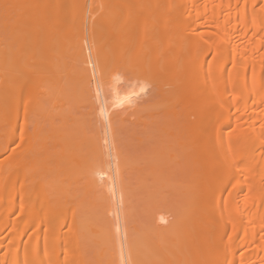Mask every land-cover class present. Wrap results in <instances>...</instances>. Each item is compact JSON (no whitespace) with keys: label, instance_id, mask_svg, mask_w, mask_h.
<instances>
[{"label":"bare ground","instance_id":"6f19581e","mask_svg":"<svg viewBox=\"0 0 264 264\" xmlns=\"http://www.w3.org/2000/svg\"><path fill=\"white\" fill-rule=\"evenodd\" d=\"M123 72L131 87L146 80L177 123L189 195L156 242L136 241L123 262L98 264H264V0H0V120L9 117L0 264H86L87 235L109 241L62 192L70 168L52 148L75 160L80 178L93 156L94 182L114 169L106 184H124V171L136 167L84 127L58 131L51 147L31 114L47 117L40 99L49 87L80 98L122 93L112 78Z\"/></svg>","mask_w":264,"mask_h":264},{"label":"rangeland","instance_id":"374dc122","mask_svg":"<svg viewBox=\"0 0 264 264\" xmlns=\"http://www.w3.org/2000/svg\"><path fill=\"white\" fill-rule=\"evenodd\" d=\"M85 32V39L88 42L87 28ZM126 73L128 72L114 77L115 74L112 78L114 82H120L119 85H115L122 86L120 87L122 93L118 94L113 92H107L102 96L84 94L80 98L70 89L62 92L49 87L46 95L40 99L46 108L47 117L43 118L37 112L31 114V120L38 121L49 136L51 147L56 143L53 137L58 131L77 133L79 128L84 127L86 133L100 138L103 143L119 152L122 160H127L128 164L136 167V170L127 168L124 171V184H106L112 176L115 180L114 169L111 170L113 175L106 169L100 170L97 175L98 182H94L90 177L95 174V166H97L93 156L89 157L93 162L92 165L89 161L92 166L89 167L90 172L83 171L84 169L80 172L84 175L88 174L89 177L83 175L80 178V175L73 176L75 172L73 167H77L74 166L75 160L65 154L60 146L52 148L57 150L54 152L56 156L59 153L61 155H58L63 157L60 161L63 165L57 159V161L53 160L57 162L56 167H59V163L66 169L70 168L68 172L61 174L60 178L63 180V184L59 183L63 190L61 191L74 201L75 212L80 217H86L94 230L109 237L107 243L100 244L98 237L87 235L85 252L89 259L86 260V264H98L99 261L106 263L113 257L121 263L126 249L134 242L140 240L139 242L144 245L156 242L160 229L167 230L171 222L179 220L189 195L187 190L189 184L186 183L190 177V168L177 144L178 137L172 136L177 133V123L159 106V97L156 98L155 92L148 90L152 86L148 84L146 78L145 81L140 80L138 75L134 76V73L129 72L131 77L137 76L138 79H134L135 85L131 87L133 83L129 80V76L128 81L127 77L123 78ZM42 75L47 79L46 84H50L51 75L46 72ZM126 84L130 85L125 89ZM64 116H67V119H64ZM8 118L7 116L0 120V143L2 142L3 146L6 141L4 133L7 132V127L9 128ZM73 119L78 122L74 123ZM18 145L19 143L12 144L8 148H19ZM7 152L5 151L2 158L8 157L10 150L7 149ZM81 158L85 160V156ZM50 160L49 162H52V159ZM77 172L75 174H78ZM58 175L60 176L56 173L55 182L58 180ZM47 179L53 180L50 175ZM109 198L115 199V203ZM121 198L123 203L118 204ZM38 255L41 261L47 259V251L41 250Z\"/></svg>","mask_w":264,"mask_h":264},{"label":"snow or ice","instance_id":"6c2138e0","mask_svg":"<svg viewBox=\"0 0 264 264\" xmlns=\"http://www.w3.org/2000/svg\"><path fill=\"white\" fill-rule=\"evenodd\" d=\"M117 79V81H118V78H116ZM118 94V93H117ZM98 95H99V93H98Z\"/></svg>","mask_w":264,"mask_h":264}]
</instances>
